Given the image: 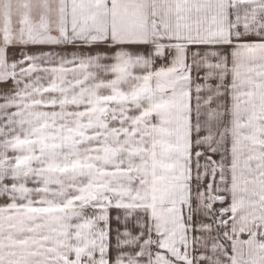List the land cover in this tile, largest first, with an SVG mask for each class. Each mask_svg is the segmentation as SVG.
Segmentation results:
<instances>
[{"label": "snow or ice", "instance_id": "6c2138e0", "mask_svg": "<svg viewBox=\"0 0 264 264\" xmlns=\"http://www.w3.org/2000/svg\"><path fill=\"white\" fill-rule=\"evenodd\" d=\"M0 264H264V0H0Z\"/></svg>", "mask_w": 264, "mask_h": 264}]
</instances>
